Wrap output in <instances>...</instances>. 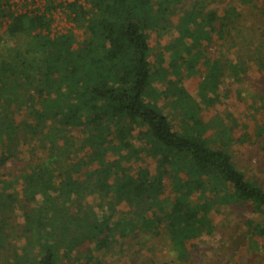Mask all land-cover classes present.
Masks as SVG:
<instances>
[{"label":"trees","instance_id":"trees-1","mask_svg":"<svg viewBox=\"0 0 264 264\" xmlns=\"http://www.w3.org/2000/svg\"><path fill=\"white\" fill-rule=\"evenodd\" d=\"M184 1L71 3L65 10L84 35L78 43L73 31L51 35L55 1L43 14L15 15L0 0V264H62L79 248L87 264L100 263L121 241L159 230L185 261L187 243L215 232L217 205L264 217V189L234 162L233 146L244 139L228 124L237 121L200 117L231 97L220 89L226 72L241 85L236 96L264 111V29L252 50L254 40L235 26L238 5L219 12L211 7L218 0H192L181 9ZM239 1L255 8L261 0ZM171 29L175 38L153 62L151 36ZM214 34L229 46L219 58L203 46ZM154 64L157 78L175 76L161 93ZM201 67L198 103L178 78ZM170 97L183 114L178 130L158 105ZM38 153L43 159L23 162ZM250 224L251 238L264 241V220Z\"/></svg>","mask_w":264,"mask_h":264},{"label":"rangeland","instance_id":"rangeland-1","mask_svg":"<svg viewBox=\"0 0 264 264\" xmlns=\"http://www.w3.org/2000/svg\"><path fill=\"white\" fill-rule=\"evenodd\" d=\"M75 1L76 0L55 1V6L57 7H55L56 9L52 14L53 23L51 35L54 36L73 31L77 37V42L80 43L84 38L83 30L76 28L68 12L66 13L63 10L66 5ZM190 1L192 0L184 1L179 7L181 9L186 8L187 3ZM238 1L239 0H218V3L212 4L211 7L217 8L219 12H222L223 8L230 3L240 7L242 14L235 26L245 33V38L254 40L251 46L253 50L257 47V41L261 34L260 31L264 29V13L262 14L259 11L261 8L264 9V0L258 2L255 8H251V5H243ZM78 2H82L85 5L84 0H78ZM180 16L181 14L179 13L174 16L172 19L173 25L177 24ZM5 28L4 25L2 30H5ZM234 34L235 32L233 31L232 35ZM175 36L176 33L173 29L162 38L157 34L151 36L150 42L153 62H156V56L160 54L165 46L173 41ZM235 39L236 37L234 35V40ZM221 41L222 40L214 34L213 42L208 45L203 43V46L208 48L209 56H213L212 58H219L220 54H226L228 52L229 46L222 48L224 41ZM237 41H240V37ZM226 42H231V38H227ZM234 52L235 51H232V53H230V59L236 58ZM165 68H167L166 65ZM157 72H159V68L154 64L153 74L156 81H154L153 87L157 93H161L166 89L168 80L174 79L175 76L169 74V76L163 78L162 75H159L157 78ZM201 72L202 74L198 73L191 78H186V73L181 72L182 75L178 78H182V86L185 91L198 103H201L200 93H198L199 85L205 73L202 67ZM248 74L249 77L252 76L251 78H253L254 75L258 76L257 68L255 66L250 67ZM221 81L222 84L220 89L226 91L231 97L229 100L227 99L225 103H219L213 108L202 109L200 117L204 121L209 122L218 116L226 120V115L228 113L233 115L234 119L237 121V126L233 127L232 122L229 123L228 126L231 128L234 137L244 139V143L233 146V156L236 167L245 175L247 180L264 189V111L260 107L261 103L257 102L255 105H252L251 100H248L245 96L237 97L235 90L237 86L241 85L235 83V80L231 77L229 72H226ZM171 99V97L165 100L158 98V105L163 112L167 114L174 129L178 130V124L182 120L183 114L179 107L173 106ZM243 123L249 128V131L246 132V130H244ZM75 133L77 136H81L79 130H76ZM86 155L87 154H85V156ZM40 158L43 159L42 153H38L33 158H29L27 155L22 159L23 162L27 164L29 160L38 161ZM95 165L96 163L94 166ZM141 165L142 163L134 162L133 170L137 171ZM166 192L170 194L172 192L169 183H166ZM125 209L128 208L123 206L122 210ZM18 216L20 218L19 221L22 222V215L18 213ZM210 217L216 223L215 232L200 240L187 243L189 254L185 261H180L178 259L172 248V244L167 240L168 238L163 230H159V235L161 232L160 236H151L148 232L143 231L140 232L135 239L130 237L121 241V245L116 246L111 254L104 258L102 257L100 263L92 262L91 264H264V241L259 238L252 239L249 235L250 222H260L264 220V217L240 204L217 205ZM60 261L62 264H87L84 253L80 248L76 249L70 257L62 256Z\"/></svg>","mask_w":264,"mask_h":264},{"label":"built area","instance_id":"built-area-1","mask_svg":"<svg viewBox=\"0 0 264 264\" xmlns=\"http://www.w3.org/2000/svg\"><path fill=\"white\" fill-rule=\"evenodd\" d=\"M9 1L15 15H40L46 12L48 2H54L56 0H9ZM85 1L86 0H84V3ZM75 2H78V0H76ZM78 3L80 5H84L82 2H78ZM54 10L55 9L52 10V14ZM63 10L67 13L65 8H63Z\"/></svg>","mask_w":264,"mask_h":264}]
</instances>
